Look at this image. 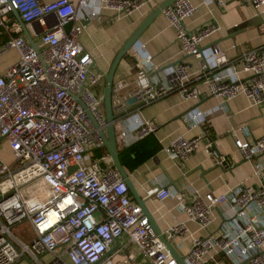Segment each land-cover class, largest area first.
Returning <instances> with one entry per match:
<instances>
[{
	"label": "built area",
	"instance_id": "2783aa9c",
	"mask_svg": "<svg viewBox=\"0 0 264 264\" xmlns=\"http://www.w3.org/2000/svg\"><path fill=\"white\" fill-rule=\"evenodd\" d=\"M150 1L78 0L75 6L70 0H0V26L16 11L24 25L36 24L41 30L37 51L23 35L0 46V56L10 50L19 55L14 65L0 73V137L12 159L7 163L0 157V264L24 260L27 264H114L110 256H103L122 237L148 264H178L131 199L109 156L95 154L103 150L99 130L107 126L98 89L104 73L92 67L93 58L79 41L83 20L102 21V9L115 19L130 18ZM238 1L256 11L264 8V0ZM202 3L223 5L222 0ZM195 12L190 0H176L161 13L174 30L180 55L194 59L195 72L182 61L158 67L137 52L132 86L113 81L111 106L120 138L132 134L140 140L154 134L157 125L140 120V111L174 94L200 100L198 82L210 98L219 101L216 111L225 110L237 96L264 106L263 50L245 52L234 61L203 50L202 41L217 27L208 23L188 30L185 20ZM213 113L193 108L181 121L189 128H205ZM233 135L242 159L258 160L255 183L219 195L196 191L188 197L174 186L148 192L160 201L175 200L185 217L163 234L176 250L190 239L185 264H215L219 256L231 264H264V135L249 141ZM208 138L205 131L193 138L178 136L162 151L180 165ZM221 204L230 206L234 218L214 234L193 237L187 223L206 230ZM19 226H24L27 239L13 231ZM176 239L180 243L175 245Z\"/></svg>",
	"mask_w": 264,
	"mask_h": 264
},
{
	"label": "crops",
	"instance_id": "0c3cea01",
	"mask_svg": "<svg viewBox=\"0 0 264 264\" xmlns=\"http://www.w3.org/2000/svg\"><path fill=\"white\" fill-rule=\"evenodd\" d=\"M70 1L77 5L78 0ZM163 1L151 0L149 6H143L130 18L115 19L109 11L102 9V21L84 24L79 41L93 58L95 69L106 73L125 40L150 10ZM190 2L196 7V12L185 20L188 30H198L208 23H213L217 27L216 32L202 41L203 50L219 52L228 61H234L241 54L251 50L260 49L264 52V8L256 11L238 0H222V6L216 3L206 6L202 0ZM7 19L4 26H0V46L12 37L18 35L25 37L23 30L35 42L38 41L41 30L36 24L26 26L14 13H10ZM137 52L142 56H149L158 67L182 61L189 64L193 72L197 70L192 57L180 55L174 30L162 15L146 29L138 43L127 54L128 57L121 60L113 81L123 80L132 86L139 62ZM18 57L15 50L0 56V73L14 65ZM196 88L200 93V100L185 99L174 94L140 111L138 114L140 120L151 121L157 125V131L151 135L158 142L160 149L136 169L130 171L124 168L162 234L176 222H184L185 217L177 209L175 200L160 201L148 194L151 189L174 186L185 191L190 197L196 191L200 194L212 192L219 195L239 185L256 182L253 173L258 160L249 162L242 159L234 145L233 133L237 139L248 141L262 137L264 106H254L244 96H237L228 102L225 110L216 111L219 101L207 95L206 87L201 82L196 83ZM98 89L100 90V87ZM193 108H198L202 112H215L210 116L205 128H189L181 121V116ZM115 128L117 146L125 148L138 141L132 134L120 138L118 133L120 125L116 124ZM204 131L209 141H203L197 152L180 165H175L162 151L164 146L178 136L193 138L202 135ZM98 152L100 150L96 153ZM130 197L134 201L131 195ZM233 218L230 206L221 204L214 210L213 222L206 230H199L194 223H187V226L193 237H206L216 233ZM178 243L180 239L174 241L175 245ZM127 244L125 237L113 242L110 249L117 247L110 254L114 264H148L136 252L134 246ZM189 245L190 239L184 240L182 246L177 249L178 253L185 256ZM215 264L231 263L223 256H219Z\"/></svg>",
	"mask_w": 264,
	"mask_h": 264
},
{
	"label": "water",
	"instance_id": "95a60500",
	"mask_svg": "<svg viewBox=\"0 0 264 264\" xmlns=\"http://www.w3.org/2000/svg\"><path fill=\"white\" fill-rule=\"evenodd\" d=\"M176 0H164L156 7L152 8L149 12V14L143 19V21L138 25V27L132 32V34L125 40V42L122 44V46L118 49L115 57L113 58L109 69L106 73L103 75L104 83H103V89H102V110L104 112L105 120L107 122V126L105 131L99 130L100 137L103 142V148L106 151L107 155L110 158V161L112 163V166L118 171L120 177L124 180L128 192L136 202V204L141 208L143 214L148 218L149 223L152 227L153 233L157 236V238L165 245L168 252L171 254V256L177 261L178 264H185L183 256H181L178 251L174 248L172 242L165 239L164 235L161 233L157 225L155 224V221L151 214L149 213L148 209L145 206L144 200L138 195L137 190L132 183L131 179L129 178L128 173L124 169V167L121 165L119 160V152H118V146H117V135H116V128H115V116L112 113V106H111V88L114 80V76L116 73V69L118 65L120 64L123 57L130 52V50L138 43L140 37L142 34L146 31V29L154 22L162 13V11L171 6L173 2ZM13 13L17 16V12L13 11ZM89 20H83V25L89 24ZM24 35L26 37L27 42L29 45L37 51L38 45L37 43L26 34V31L23 30ZM92 67L95 68L94 63L92 64ZM133 100H130L128 103H132ZM87 115L89 119L91 120L94 127H98L97 122L92 117V115L87 112ZM3 140L2 137H0V142ZM209 141V140H208ZM214 149V148H213ZM212 150H210L211 152ZM226 164V162L224 163ZM100 167L104 169L105 165L103 163L100 164ZM116 241V240H115ZM117 248V247H116ZM116 248L110 249L103 258H106L110 256L112 252ZM26 263H28L26 260H24Z\"/></svg>",
	"mask_w": 264,
	"mask_h": 264
},
{
	"label": "trees",
	"instance_id": "16d2710c",
	"mask_svg": "<svg viewBox=\"0 0 264 264\" xmlns=\"http://www.w3.org/2000/svg\"><path fill=\"white\" fill-rule=\"evenodd\" d=\"M127 57L128 56L126 54L123 59ZM102 89L103 86L100 87V91H102ZM159 149L160 146L158 145L156 139L152 135H148L136 141L129 147L121 148L118 146L119 160L124 168L132 171L143 162L153 157ZM104 152L105 150L103 149L100 152L96 153V155H102Z\"/></svg>",
	"mask_w": 264,
	"mask_h": 264
},
{
	"label": "rangeland",
	"instance_id": "374dc122",
	"mask_svg": "<svg viewBox=\"0 0 264 264\" xmlns=\"http://www.w3.org/2000/svg\"><path fill=\"white\" fill-rule=\"evenodd\" d=\"M104 149V148H103ZM106 152V151H105ZM104 152V153H105ZM0 157L1 159L4 161V162H7V163H11L12 162V159H11V156H10V153L7 149V146L5 144V142L2 140L0 142ZM16 235H18L19 237L23 238V239H27L26 236H24V226H19V227H15L14 230H13ZM48 258L45 257L44 260H47ZM16 264H27L25 261H19L17 262Z\"/></svg>",
	"mask_w": 264,
	"mask_h": 264
}]
</instances>
